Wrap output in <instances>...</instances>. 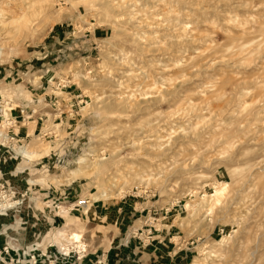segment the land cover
Wrapping results in <instances>:
<instances>
[{"label":"rangeland","instance_id":"rangeland-1","mask_svg":"<svg viewBox=\"0 0 264 264\" xmlns=\"http://www.w3.org/2000/svg\"><path fill=\"white\" fill-rule=\"evenodd\" d=\"M63 77L84 103L53 130L44 94ZM0 98L37 110L0 179L41 237L66 223L85 245L69 251L100 254L114 226L97 209L126 202L153 207L183 264H264V0H0Z\"/></svg>","mask_w":264,"mask_h":264},{"label":"crops","instance_id":"crops-1","mask_svg":"<svg viewBox=\"0 0 264 264\" xmlns=\"http://www.w3.org/2000/svg\"><path fill=\"white\" fill-rule=\"evenodd\" d=\"M22 132L23 130H20V136L22 135ZM122 204L123 205L112 207L111 209L105 207H99L97 209L98 212L104 210L105 212L103 215H106L112 221L111 226H114L112 228V244L100 254L90 253L88 255L86 252L80 253L71 250L67 256H58L56 254V249L62 248V244L69 247V245H73L74 242L65 243L64 240L59 239L57 232H55V236H52V239L46 238L48 235L42 237L38 235L35 228L32 230L29 227L30 224L28 218L24 217V215L22 218H20V216H18V218L15 217V214L17 213L16 211L24 208L20 206L21 204L15 209V212L0 214V245L6 243L12 248H17L16 253L13 254H17L18 257H20V250L23 251L24 254L27 249L33 247L35 248V250H33L34 253H37V250H40L41 254H44L45 256L38 255L36 264H183L184 259L187 258L186 251H171L170 249H166L164 246L165 244L162 241L164 238L162 231L156 235L153 233V230H151L150 234L148 233L146 226L149 225L150 222L146 216L153 212V207H144L141 210L133 209L132 211H127V203L125 202ZM145 210L146 213L143 214ZM136 212L140 213L138 214ZM58 213L61 214V210L52 214V217H58ZM134 215H136L135 220L132 218ZM64 217L66 221L70 220L71 216L68 214L64 215ZM131 220H133L131 222V227H134L136 229L134 230L140 233L139 236L141 240L133 236L128 242L122 240L120 236H116V233H118L119 230L125 229L126 225L130 224L128 222ZM22 225L24 227V232L23 234H20V230L18 229L19 226L22 227ZM64 225H66V223H62L56 228V231ZM67 226L65 228H67ZM26 228H28L29 231H27ZM8 229L13 231L9 234ZM139 230L142 231L140 232ZM27 232H30V234ZM54 255L56 256V259L52 261L51 259Z\"/></svg>","mask_w":264,"mask_h":264},{"label":"built area","instance_id":"built-area-1","mask_svg":"<svg viewBox=\"0 0 264 264\" xmlns=\"http://www.w3.org/2000/svg\"><path fill=\"white\" fill-rule=\"evenodd\" d=\"M55 84L51 85L48 93L45 92V100L46 107L48 110V118L55 126L53 130L56 128H69L70 125L67 126L65 122H69L80 109V106L84 103V97L79 94L72 93L69 88L71 86L70 80L67 77L63 78H55ZM10 100H3L0 98V158H3V154L13 150V147L20 148L21 138L19 137L20 130H25V126L22 123H25L35 117L37 115V110L35 108H30L27 105H15L14 107L9 106ZM32 105V103H30ZM8 106V107H4ZM34 106V105H32ZM19 118L17 121L16 119ZM39 119V117H37ZM40 120V119H39ZM21 123V124H20ZM39 138L47 139L49 136H56V133L53 134L50 130L47 132L39 133ZM24 137H27V133H24ZM2 176L0 175V178ZM0 214H4V211L8 208V204L11 202L20 203L17 200V197H22L21 193L17 194L11 188H8L5 182L0 179ZM137 191L132 193L133 197H141L142 194L146 193V191L141 188L136 189ZM87 201L86 199H80L76 203L82 204V202ZM80 207V206H79ZM71 208H74L71 207ZM70 208V209H71ZM81 208V207H80ZM54 209H58V206H54ZM69 209V210H70ZM148 212V211H147ZM148 233L150 234L152 230V225H147ZM141 232V230H140ZM134 236L141 240L139 234L134 232ZM17 248H12L10 245L4 243L0 245V264H36L37 256H45L41 254L40 250H37V253H34L33 250L35 248L27 249L25 254L20 250V257H18L16 253ZM69 250L64 252L60 249H56V254L60 257L67 256ZM24 256V258H23ZM49 256V255H48ZM56 259L54 255L52 257V261Z\"/></svg>","mask_w":264,"mask_h":264},{"label":"bare ground","instance_id":"bare-ground-1","mask_svg":"<svg viewBox=\"0 0 264 264\" xmlns=\"http://www.w3.org/2000/svg\"><path fill=\"white\" fill-rule=\"evenodd\" d=\"M157 29V28H156ZM182 30V29H181ZM185 31V30H184ZM184 34V33H183ZM262 79V78H261ZM234 101V100H233ZM87 105V104H86ZM255 108V107H254ZM258 109V108H257ZM253 111V110H252ZM234 127V126H233ZM100 161H102V158H100V159H96V160H94V161H92V162H88V163H85V161H84V159L83 158H80V160H79V162L78 163H81V164H83V166H81V165H79L80 167H78V170L79 169H84V168H87V167H95V166H97L98 164H99V162ZM263 170V169H262ZM70 174L72 175V177H74L75 175H76V170H74V171H70ZM133 177H139V179H140V181H148V179H144V178H146L147 176H145L144 178H143V176H141V175H134ZM148 178V177H147ZM144 179V180H143ZM150 179V178H149ZM146 187V186H145ZM147 192V191H146ZM211 196H213V194L211 195ZM205 198H206V195L205 196H203V198H202V200H205ZM87 201H85V202H82V204H77V205H79L80 207H83L84 208V210L85 211H87V208H88V198L86 199ZM213 200V199H212ZM205 201H207V200H205ZM209 201H211V200H209ZM212 202V201H211ZM220 202V201H219ZM20 205V203H14V202H11V203H9L8 204V208L4 211V214H6V213H9V212H13V211H15V209L18 207ZM47 205V207H49L48 206V204H46ZM2 206V204L0 205V207ZM76 206V205H75ZM60 208V207H59ZM68 210H69V208H63L62 210H61V212L64 214V215H68L69 213H68ZM68 224H66V225H64L62 228H60V230H58L57 231V235H58V237H59V239L60 238H62V237H65V235H66V230H64V228L67 226ZM67 236H68V239H67V241H72V243L74 242V243H77L76 245H75V247H77L78 249H84V243L81 241V234L80 233H78V232H72L71 233V235L70 234H67ZM63 239V238H62ZM69 243V242H68ZM258 243V242H257ZM216 244H217V246H218V249H217V251H220L221 250V247L224 245V244H228L227 243V239L225 238V237H222L221 239H219V240H216ZM262 245H264L263 243H262ZM261 246V245H260ZM257 247V246H256ZM68 248L69 247H65V245H63L62 244V248H59L60 250H62V251H64V252H66V251H68ZM229 248V247H228ZM262 248H263V246H262ZM264 250V249H263ZM213 251V250H212ZM227 251V250H226ZM256 251V250H255ZM222 255H223V257L225 256L224 255V253L222 252ZM221 255V256H222ZM264 255V254H263ZM253 257V256H252ZM254 259V258H253ZM249 260V259H248ZM257 263V262H256Z\"/></svg>","mask_w":264,"mask_h":264}]
</instances>
